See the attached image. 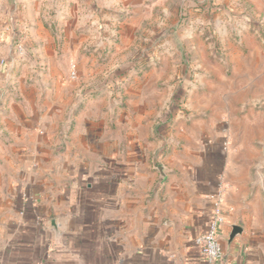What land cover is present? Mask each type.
I'll return each mask as SVG.
<instances>
[{
    "label": "crops",
    "instance_id": "0c3cea01",
    "mask_svg": "<svg viewBox=\"0 0 264 264\" xmlns=\"http://www.w3.org/2000/svg\"><path fill=\"white\" fill-rule=\"evenodd\" d=\"M60 59L0 67V264H207L195 239L216 209L218 264H264L262 96L184 63L167 82L144 71L117 105Z\"/></svg>",
    "mask_w": 264,
    "mask_h": 264
},
{
    "label": "rangeland",
    "instance_id": "374dc122",
    "mask_svg": "<svg viewBox=\"0 0 264 264\" xmlns=\"http://www.w3.org/2000/svg\"><path fill=\"white\" fill-rule=\"evenodd\" d=\"M48 56L61 57L55 67L77 87L117 105L144 71L167 82L187 63L198 83L209 73L208 86L262 96L254 104L261 112L264 0H0V67L16 57L8 71L25 75Z\"/></svg>",
    "mask_w": 264,
    "mask_h": 264
},
{
    "label": "built area",
    "instance_id": "2783aa9c",
    "mask_svg": "<svg viewBox=\"0 0 264 264\" xmlns=\"http://www.w3.org/2000/svg\"><path fill=\"white\" fill-rule=\"evenodd\" d=\"M224 222L223 212L216 209L211 216L207 229L195 239L197 246L207 260V264H218L223 256L219 233Z\"/></svg>",
    "mask_w": 264,
    "mask_h": 264
},
{
    "label": "water",
    "instance_id": "95a60500",
    "mask_svg": "<svg viewBox=\"0 0 264 264\" xmlns=\"http://www.w3.org/2000/svg\"><path fill=\"white\" fill-rule=\"evenodd\" d=\"M233 231L231 234V238H233L238 232H240V230H242L240 227H238L237 225H233Z\"/></svg>",
    "mask_w": 264,
    "mask_h": 264
}]
</instances>
